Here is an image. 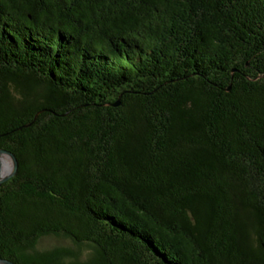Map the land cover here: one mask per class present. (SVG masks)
I'll return each instance as SVG.
<instances>
[{"label":"trees","instance_id":"obj_1","mask_svg":"<svg viewBox=\"0 0 264 264\" xmlns=\"http://www.w3.org/2000/svg\"><path fill=\"white\" fill-rule=\"evenodd\" d=\"M0 149L2 260L264 264V0H0Z\"/></svg>","mask_w":264,"mask_h":264},{"label":"water","instance_id":"obj_2","mask_svg":"<svg viewBox=\"0 0 264 264\" xmlns=\"http://www.w3.org/2000/svg\"><path fill=\"white\" fill-rule=\"evenodd\" d=\"M4 155L10 158L12 162V168L11 170L8 169L7 171H5L2 175L0 174V185L7 182L12 177H14L17 170V162L14 156L9 152L0 149V157ZM0 170H1V162H0ZM0 264H13V263L0 259Z\"/></svg>","mask_w":264,"mask_h":264},{"label":"rangeland","instance_id":"obj_3","mask_svg":"<svg viewBox=\"0 0 264 264\" xmlns=\"http://www.w3.org/2000/svg\"><path fill=\"white\" fill-rule=\"evenodd\" d=\"M0 159H4L6 160L7 164L9 166V170H11L12 168V162L10 160V158H8L7 156H1ZM41 248H44V247H49V246H53V245H56V246H62V247H70V244L66 241V240H60V239H44L42 241V243L40 244Z\"/></svg>","mask_w":264,"mask_h":264},{"label":"bare ground","instance_id":"obj_4","mask_svg":"<svg viewBox=\"0 0 264 264\" xmlns=\"http://www.w3.org/2000/svg\"><path fill=\"white\" fill-rule=\"evenodd\" d=\"M0 162H1V170H0V174L2 175L5 171L8 170L9 166L6 165L7 162H6V160H4V159H0Z\"/></svg>","mask_w":264,"mask_h":264}]
</instances>
